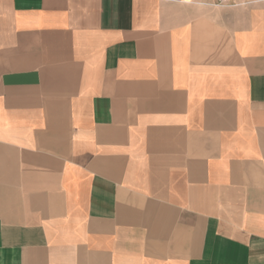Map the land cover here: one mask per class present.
Listing matches in <instances>:
<instances>
[{
  "label": "crops",
  "instance_id": "obj_1",
  "mask_svg": "<svg viewBox=\"0 0 264 264\" xmlns=\"http://www.w3.org/2000/svg\"><path fill=\"white\" fill-rule=\"evenodd\" d=\"M0 264H264V0H0Z\"/></svg>",
  "mask_w": 264,
  "mask_h": 264
},
{
  "label": "built area",
  "instance_id": "obj_2",
  "mask_svg": "<svg viewBox=\"0 0 264 264\" xmlns=\"http://www.w3.org/2000/svg\"><path fill=\"white\" fill-rule=\"evenodd\" d=\"M228 0H223V3H226Z\"/></svg>",
  "mask_w": 264,
  "mask_h": 264
}]
</instances>
